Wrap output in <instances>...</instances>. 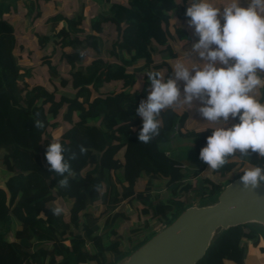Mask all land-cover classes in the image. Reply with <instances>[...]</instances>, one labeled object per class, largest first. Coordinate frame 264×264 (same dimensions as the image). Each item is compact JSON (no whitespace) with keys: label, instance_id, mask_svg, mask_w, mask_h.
<instances>
[{"label":"trees","instance_id":"trees-1","mask_svg":"<svg viewBox=\"0 0 264 264\" xmlns=\"http://www.w3.org/2000/svg\"><path fill=\"white\" fill-rule=\"evenodd\" d=\"M41 1L50 3L35 0L32 22L43 15ZM71 2L73 11L65 14L55 1L44 32L37 34L40 61L25 66L21 56L26 47L11 17L19 0H0V96L12 84L10 104L42 122L41 127L31 124L36 137L10 121L0 133V264H119L188 207L217 202L244 168L264 165L256 153H235L219 169L201 161L200 167L185 171L182 160L163 145L177 127L181 136L193 138L198 156L212 129L183 130L187 113L175 106L161 111L157 136L148 143L137 140L142 118L136 108L149 91L147 72L164 67L172 56L163 47L174 37L171 20L185 13L187 0ZM88 4L97 7L94 13L89 14ZM158 57L164 61L153 64ZM37 69L66 87L78 82L81 88L75 97H57L32 83ZM141 72L142 85L137 79ZM115 82L122 83L120 89L106 87ZM36 94L40 97L31 104ZM61 112L67 126L54 138ZM53 140L68 149L66 186L45 159ZM81 144L87 149L83 154ZM55 192L71 200L68 210L54 199ZM56 206L64 209L60 215L51 211ZM247 246L264 253L263 224L219 231L196 264H243Z\"/></svg>","mask_w":264,"mask_h":264},{"label":"clouds","instance_id":"clouds-1","mask_svg":"<svg viewBox=\"0 0 264 264\" xmlns=\"http://www.w3.org/2000/svg\"><path fill=\"white\" fill-rule=\"evenodd\" d=\"M187 3V23L198 37L190 52L200 60L190 65L178 60L171 65L173 74L167 78L160 70L147 72L149 91L136 108L142 118L137 140L148 143L159 134L163 109L176 104L193 106L199 101L198 112L215 125L198 153L208 168H221L235 153L264 157V101L255 95L264 87V0ZM230 118L238 122L226 127ZM33 123L42 126L39 119ZM86 150L79 145V153ZM67 151L59 140L50 141L45 151L49 169L62 177L58 181L61 186L67 185L64 174L71 173ZM75 156L73 152L71 158ZM239 179L246 188L264 185V165L244 168ZM51 211L60 215L64 209L56 206Z\"/></svg>","mask_w":264,"mask_h":264},{"label":"water","instance_id":"water-1","mask_svg":"<svg viewBox=\"0 0 264 264\" xmlns=\"http://www.w3.org/2000/svg\"><path fill=\"white\" fill-rule=\"evenodd\" d=\"M239 177L217 202L188 207L119 264H196L219 231L247 222L264 225V185L246 188ZM246 254L245 248L243 258Z\"/></svg>","mask_w":264,"mask_h":264},{"label":"rangeland","instance_id":"rangeland-1","mask_svg":"<svg viewBox=\"0 0 264 264\" xmlns=\"http://www.w3.org/2000/svg\"><path fill=\"white\" fill-rule=\"evenodd\" d=\"M56 0H50L49 4H46L45 2L41 1L42 7H43V15L36 21L32 22V17L35 14V0H19L20 8L17 11H13L11 13V17L13 18V23L16 29V34L19 36V38L23 41L26 51L21 56L22 63L27 65H37L40 61V57H38V48L40 45V38L37 37L38 33L44 32V19L47 15L54 12V6H55ZM61 2V10L65 13H71L73 3L71 0H58ZM88 4L89 8V14L94 13L96 11V6H92ZM107 5V4H106ZM31 10V11H30ZM86 29H89L88 24L85 25ZM108 33V32H107ZM111 35L110 33H108ZM96 45V44H95ZM45 52L46 50L43 49ZM62 68L67 69L66 62H62ZM32 83L34 85L36 84H43L48 90L54 93L57 97L59 96H66L68 98L75 97L78 93V91L81 88V84L76 82L71 87H66L65 84L60 80H50L48 78V75L46 71H42L41 69H37L36 74L32 76ZM113 85H117L115 83L108 84L107 88H112ZM12 88V84L8 85L5 89V91L0 96V133L7 131V122L10 121L14 123L19 129L24 131L25 133L33 134L36 137V130L32 129L31 124L33 120L31 117L24 113L23 111L13 107L10 104L9 100V92ZM40 97V94H36L35 97L30 101V103L36 102ZM60 123L57 128L52 130V136L54 138H57L62 131L66 128L67 124L64 123L62 120V112L59 116ZM177 134V130H174L172 133V136H175ZM183 139V138H182ZM180 138L170 140L169 142L165 143L163 146L170 145V144H176L178 142H181L184 145V148H186L189 151V147L192 148V145L194 146V140L191 137H188L184 140ZM195 153V152H193ZM185 171L191 172L192 169L190 168H184ZM3 192L0 193V198ZM54 199L61 204L65 210H68L71 205L70 199H64L61 196H59L56 192L54 195ZM197 206V205H195ZM76 227L73 224L72 225V231L71 235H76ZM78 237V236H77ZM8 239H12V235H7Z\"/></svg>","mask_w":264,"mask_h":264},{"label":"crops","instance_id":"crops-1","mask_svg":"<svg viewBox=\"0 0 264 264\" xmlns=\"http://www.w3.org/2000/svg\"><path fill=\"white\" fill-rule=\"evenodd\" d=\"M217 4H222L225 0H215ZM222 8V5H220ZM188 17L185 16V13L180 14L171 20L170 30L174 34V37L167 40L164 44V51L172 55L171 57L165 59L166 64L164 67L158 68L162 73L165 74V77L171 76L173 74V69L171 67L172 64L176 63L178 60H183L184 62L188 63L189 65L194 62V60L199 61L200 58L195 54L191 53V45L198 39L195 35L193 27H190L187 23ZM177 28H180L179 32H175ZM164 61L161 58H157L153 64H158ZM144 72L139 73L138 80L140 83V77H142ZM264 74V73H262ZM181 93L183 90V81H180ZM112 84V83H110ZM117 84L114 86L116 89H120L122 86L121 82H115ZM142 85V82L140 83ZM255 95L258 99L262 100L264 97V87H261L256 90ZM264 101V100H263ZM199 101H194L193 106L184 105V104H176L175 106L178 110L187 113V119L184 124L183 130H202L206 128L214 127L212 123L205 121V118L200 115L197 110V105ZM238 122L236 119L230 118L226 127H230L233 123ZM180 138L182 140L188 138L181 136L178 131L177 134L171 137L172 140ZM191 138V137H190ZM170 139V140H171ZM189 147V151L184 148V145L181 142L176 144H170L164 146V149L167 153L179 158L183 162L184 168H190L192 171L201 166V160L196 155L194 149ZM239 154V153H238ZM247 254L246 257L243 259V264H264V253H261L258 248L256 247H246ZM223 264H235L231 261H225Z\"/></svg>","mask_w":264,"mask_h":264},{"label":"built area","instance_id":"built-area-1","mask_svg":"<svg viewBox=\"0 0 264 264\" xmlns=\"http://www.w3.org/2000/svg\"><path fill=\"white\" fill-rule=\"evenodd\" d=\"M175 130H177V127H176V129Z\"/></svg>","mask_w":264,"mask_h":264}]
</instances>
